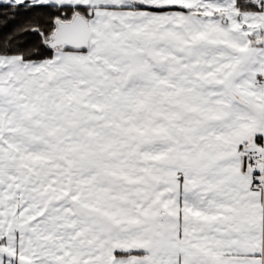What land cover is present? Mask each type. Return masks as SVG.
Returning <instances> with one entry per match:
<instances>
[{
  "label": "snow or ice",
  "instance_id": "snow-or-ice-1",
  "mask_svg": "<svg viewBox=\"0 0 264 264\" xmlns=\"http://www.w3.org/2000/svg\"><path fill=\"white\" fill-rule=\"evenodd\" d=\"M0 264H264V0H0Z\"/></svg>",
  "mask_w": 264,
  "mask_h": 264
}]
</instances>
